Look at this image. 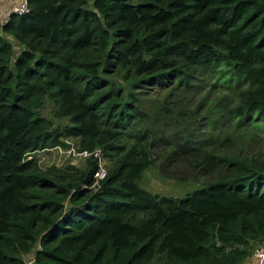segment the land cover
Returning <instances> with one entry per match:
<instances>
[{"label":"trees","instance_id":"obj_1","mask_svg":"<svg viewBox=\"0 0 264 264\" xmlns=\"http://www.w3.org/2000/svg\"><path fill=\"white\" fill-rule=\"evenodd\" d=\"M26 2L0 25V264H240L264 243V150L204 147L229 118L264 132V0ZM148 86L205 90L202 136L174 148L204 179L181 196L138 184L167 140ZM62 137L85 165L41 171Z\"/></svg>","mask_w":264,"mask_h":264},{"label":"rangeland","instance_id":"obj_2","mask_svg":"<svg viewBox=\"0 0 264 264\" xmlns=\"http://www.w3.org/2000/svg\"><path fill=\"white\" fill-rule=\"evenodd\" d=\"M167 89V87L148 86L141 95L144 111L148 115L145 121L151 133L162 130L167 135V140L166 142L160 140L151 145L150 165L141 173L138 184L153 193L181 196L204 179L203 171L188 163L185 150L182 147L178 150L174 148L186 137L190 139L202 136L199 131L206 126V118H200V115L207 111V106L201 103L200 99L205 90L194 93L174 90L167 95ZM164 99L168 102L163 103ZM51 107V101L45 98L40 110L41 114L50 118L54 124L65 122L63 118L53 117ZM235 123L233 118H229L221 124L222 127L218 129L217 126L213 129L206 139L205 149L216 153L239 150L251 154L264 150V132L248 126L236 127ZM61 140L67 145L40 148L30 154L41 171L45 172L51 166L62 168L71 165L81 168L85 165L88 154L77 149L76 139L62 137ZM174 150V154L171 153ZM96 157L98 166L105 171L109 161L100 152H97ZM31 256L32 253H29L26 260Z\"/></svg>","mask_w":264,"mask_h":264},{"label":"built area","instance_id":"obj_3","mask_svg":"<svg viewBox=\"0 0 264 264\" xmlns=\"http://www.w3.org/2000/svg\"><path fill=\"white\" fill-rule=\"evenodd\" d=\"M26 10H27L26 0H17L16 3H14L10 7V9L1 17V20H2V22L6 21L9 17L10 13L21 14V13L25 12ZM82 152L84 154H88L86 151H82ZM97 152H99L98 149L93 151V153L95 155H97ZM104 174H105V171H103L101 169V167L98 166L97 169L95 170V172L93 173V176L95 178L93 183H95L97 181V179L102 178ZM251 255L257 259L256 264H264V243L254 246L252 251H251ZM30 261H31V258L29 260H27V264Z\"/></svg>","mask_w":264,"mask_h":264},{"label":"crops","instance_id":"obj_4","mask_svg":"<svg viewBox=\"0 0 264 264\" xmlns=\"http://www.w3.org/2000/svg\"><path fill=\"white\" fill-rule=\"evenodd\" d=\"M17 0H0V25L2 23L1 17L10 9V7L16 3ZM257 259L249 255L243 262L240 264H256Z\"/></svg>","mask_w":264,"mask_h":264}]
</instances>
